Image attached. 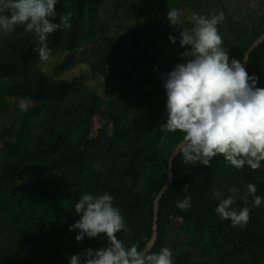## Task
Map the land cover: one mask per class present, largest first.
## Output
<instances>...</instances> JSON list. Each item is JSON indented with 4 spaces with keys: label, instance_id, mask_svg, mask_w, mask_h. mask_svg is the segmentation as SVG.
Instances as JSON below:
<instances>
[{
    "label": "trees",
    "instance_id": "obj_1",
    "mask_svg": "<svg viewBox=\"0 0 264 264\" xmlns=\"http://www.w3.org/2000/svg\"><path fill=\"white\" fill-rule=\"evenodd\" d=\"M221 1L215 12H223L226 17L218 25L223 46L230 60L238 59L243 64L247 51L264 34V0ZM107 3V0H57L54 22L59 23L67 12L58 9L65 10L68 6L71 18L78 11L83 18V13L91 12L95 4L107 15ZM201 3L202 0H173V4L168 0L120 1V12L130 14V19L115 18L120 21L116 32L121 33L116 46L122 50L123 43L132 44L128 48L133 59L131 64L127 63L128 74L137 76L144 70L143 78L134 81L132 88L135 96L146 97L148 109L143 123L135 101L131 104L129 99L114 100L109 104L114 135L112 150L102 160L77 147L91 132L92 115L88 113L84 79L63 74L81 62L93 70L97 67L101 73L106 65L115 67L117 62L113 60L117 59L110 55L116 52L107 45L105 49L97 46L103 40L112 43L109 35L113 31L112 23L100 15L103 20L100 24L91 21L97 25L82 27L70 23V28L62 27L50 34L48 61H41L34 51L38 40L22 27L24 33L11 41L7 53L0 54V60L8 58L14 67L7 90L10 102L0 101V235L3 234L0 264H19L21 243L28 240L48 244L47 264H70L73 255L87 248L107 247L104 234L77 242L79 230L69 231V226L80 219L75 213V203L85 193L111 194L113 206L120 210L131 229L130 235L120 232L117 238L128 246L135 242L141 250L146 248L154 231V201L169 179V159L183 140L179 131L169 133L162 128L167 118V96L161 77L185 62L181 54L190 48L180 46V32L194 26L193 13L210 15L211 12L195 10ZM173 8L184 13L176 30L167 20V13ZM149 14H152L150 18ZM170 35L176 37V43L169 40ZM57 58L56 69H45ZM150 66L154 71L146 72ZM118 72L119 68L114 73ZM247 73L258 77L257 87L264 88V43L252 54ZM113 77L121 82L128 78ZM21 98H26L27 111L19 107ZM95 99L96 96H91L90 104ZM101 115L102 110L98 113L100 124L104 122ZM141 156L144 165L138 163ZM220 158L221 155L214 157L209 167L199 163L185 165L181 156L176 159L175 180L160 203L159 238L150 252L159 253L161 248L168 247L174 264H233L231 258L247 256L248 264H264V214L261 213L264 202L252 208L247 227L233 228L231 221L221 220L216 213L221 200L212 195L220 191L227 198L229 188L243 192L249 183H254L258 189L256 195L264 197V161L256 170L247 165L240 170L231 167L234 170L231 177L236 183L220 182L214 186ZM224 163H227L225 159ZM185 185L189 186L187 195L191 196L189 210L176 206L177 201L185 198L182 191ZM243 206L239 202L234 205L237 209ZM176 217H181L179 223L175 222ZM175 224L179 225L178 230L172 231ZM210 231L214 232V239L204 240L203 236Z\"/></svg>",
    "mask_w": 264,
    "mask_h": 264
},
{
    "label": "clouds",
    "instance_id": "obj_2",
    "mask_svg": "<svg viewBox=\"0 0 264 264\" xmlns=\"http://www.w3.org/2000/svg\"><path fill=\"white\" fill-rule=\"evenodd\" d=\"M56 4L57 0H0V31L11 34L15 26H24L38 40L34 51L41 61H48L49 35L71 27L69 15L54 22ZM183 15L181 9H169L167 20L173 30L180 28ZM191 19L194 26L190 30L182 28L179 37L180 46L190 48L181 54L185 62L161 77L167 96V118L162 128L183 134L178 151L185 165L199 163L209 167L212 159L221 155L235 169L245 165L259 169L264 161V88L257 87L258 77L249 76L241 60H230L218 28L226 21L223 12L217 14L213 10L209 16L193 13ZM169 40L176 43V37L170 35ZM19 107L27 111L26 98L20 99ZM182 191L185 198L176 206L189 210V186L185 185ZM257 191L254 183H249L243 192L229 188L227 198L215 191L213 195L221 200L216 213L221 220L231 221L233 228L247 227L252 208L264 202ZM113 199L107 192L95 196L85 193L75 203L80 219L69 226V231L79 230L76 241L104 234L108 246L99 250L87 248L73 255L70 264H174L168 247L153 253L146 248L141 250L138 243L128 246L117 238L120 232L130 235L131 229L113 206ZM238 202L244 205L240 209L234 207Z\"/></svg>",
    "mask_w": 264,
    "mask_h": 264
},
{
    "label": "rangeland",
    "instance_id": "obj_3",
    "mask_svg": "<svg viewBox=\"0 0 264 264\" xmlns=\"http://www.w3.org/2000/svg\"><path fill=\"white\" fill-rule=\"evenodd\" d=\"M107 1L109 11L107 15H105V13L96 4L92 6L91 12L86 10L85 13H83V18H80V13H82L80 11H78L76 15L71 18V8L69 6L65 8V10L58 9V12L67 10L66 15L70 16L69 22L77 23L78 25L82 24V27L89 26V24L92 23L91 21L99 22L98 24L102 23L103 20L101 16H103L107 21H110L112 23L111 28L113 31L109 32V35H111L112 43L110 44L106 40H103L101 42H97V46L101 47L102 49H105L104 45H107L109 46L110 51L116 52L110 55V57L116 58L118 60H113L114 62H117L115 67L111 65H106L104 66L103 72L101 73L96 67V63V69L93 70L90 65L81 62L79 63V65L74 66L71 70L63 74L64 77L71 78L75 75L78 76L81 80L84 79V95L86 96L88 102V113L92 115V129L89 136L83 139L77 147H80V149L82 150L90 151L100 160L104 159V157L107 156L112 150L111 143L114 134L112 132L113 122L109 114V104L114 100L125 102L129 99L131 100V104H133V101H135L137 103V112L142 114L141 121L143 123L146 120L145 112L148 109L146 97L140 94L135 96V90L132 88V86L135 87L134 81H141V79L143 78L144 70L141 69V73L137 76L128 74L129 69L127 67V63L131 64L133 62V59L129 56L130 54L128 48L132 47V44L123 43L122 50H120L116 46V40L120 38L121 33L116 32L119 27L118 23L120 21H115V18H120L122 21H129L126 19H130V14H122L120 12L121 0ZM168 3L173 4V0H168ZM77 4L78 3H76L74 6H76ZM207 4H210V7H207ZM221 4V0H202L201 5H197L195 10H198L201 13H210L213 10L216 11L217 9H219L221 7ZM151 16L152 14H149L147 17L150 18ZM92 24L97 25L96 23ZM22 27L24 26H15L14 31L11 34H5L3 31H0V54L4 52L7 53L10 50L11 41L24 33ZM141 41L145 43L147 42L146 39H142ZM123 60L125 61L124 64ZM117 68L120 69V72L114 73L117 71ZM145 71L151 72L154 71V68L150 66ZM112 73H114L113 76L116 77L124 75L128 78L121 82L118 81V79L114 78L112 76ZM91 96H96L95 102H93L92 104H90ZM3 101L6 104H9L10 102L7 97H5ZM132 109L135 110V107H133ZM100 110H102L101 118L104 121L102 124L99 123L98 118V113ZM138 163L140 165H144V157L141 156L138 159ZM218 166L219 168H217L218 170H216L215 172L214 186H216V184L220 185V182L226 185L236 183V181L231 177V174L234 170L231 169L232 166L230 164L224 163L223 156H221L220 163ZM54 170L56 171L55 167ZM261 213L264 214V206L261 208ZM180 221L181 217H176L175 222L179 223ZM44 223H46L45 220ZM178 227L179 225L175 224L171 229L172 231H176L178 230ZM0 236L2 237L3 234H1ZM203 239H214V232L210 231L206 233L203 236ZM21 244H23L21 245L22 249L19 251V254L17 256V261L19 264H47L46 259L49 257L48 244H46L45 242H32L29 240L23 241ZM187 246L185 248H187ZM249 260L250 257L247 256L238 260L231 258L230 262H232L233 264H248Z\"/></svg>",
    "mask_w": 264,
    "mask_h": 264
},
{
    "label": "water",
    "instance_id": "obj_4",
    "mask_svg": "<svg viewBox=\"0 0 264 264\" xmlns=\"http://www.w3.org/2000/svg\"><path fill=\"white\" fill-rule=\"evenodd\" d=\"M264 43V34L260 36L252 45V47L247 51L243 66L245 67L246 71H248L249 68V63L251 60L252 54L256 51V49ZM182 143V142H181ZM180 143V144H181ZM180 146V145H179ZM178 146V147H179ZM178 147L174 151V153L171 155L169 159V179L162 189V191L159 193L157 196L156 200L154 201V224H153V235L152 238L150 239L148 245L146 246V249L150 252L153 250L154 246L156 245L158 238H159V213H160V203L162 200V197L165 195L167 189L171 186V184L175 180V173H174V164L176 159L180 157Z\"/></svg>",
    "mask_w": 264,
    "mask_h": 264
},
{
    "label": "crops",
    "instance_id": "obj_5",
    "mask_svg": "<svg viewBox=\"0 0 264 264\" xmlns=\"http://www.w3.org/2000/svg\"><path fill=\"white\" fill-rule=\"evenodd\" d=\"M52 51H54V49ZM59 58L51 60L45 69H56L59 65ZM13 69L14 67L10 59L6 58L4 60H0V101H3L5 97L9 99V93L7 90L8 84L12 80L10 73ZM3 103L6 104L4 101Z\"/></svg>",
    "mask_w": 264,
    "mask_h": 264
}]
</instances>
